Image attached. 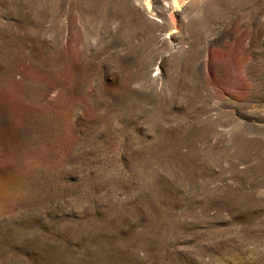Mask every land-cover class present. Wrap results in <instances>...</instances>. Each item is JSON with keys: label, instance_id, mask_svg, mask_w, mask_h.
<instances>
[{"label": "rangeland", "instance_id": "374dc122", "mask_svg": "<svg viewBox=\"0 0 264 264\" xmlns=\"http://www.w3.org/2000/svg\"><path fill=\"white\" fill-rule=\"evenodd\" d=\"M0 264H264V0H0Z\"/></svg>", "mask_w": 264, "mask_h": 264}]
</instances>
